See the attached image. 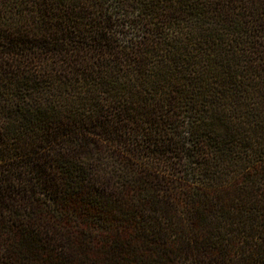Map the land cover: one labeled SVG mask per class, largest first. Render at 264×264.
Listing matches in <instances>:
<instances>
[{
	"label": "trees",
	"instance_id": "obj_1",
	"mask_svg": "<svg viewBox=\"0 0 264 264\" xmlns=\"http://www.w3.org/2000/svg\"><path fill=\"white\" fill-rule=\"evenodd\" d=\"M0 264H264V0H0Z\"/></svg>",
	"mask_w": 264,
	"mask_h": 264
}]
</instances>
